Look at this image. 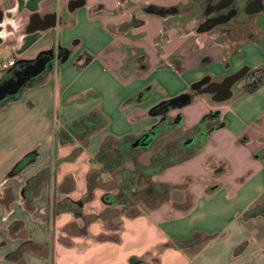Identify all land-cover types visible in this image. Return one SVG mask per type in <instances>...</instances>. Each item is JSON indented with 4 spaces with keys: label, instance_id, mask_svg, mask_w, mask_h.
Segmentation results:
<instances>
[{
    "label": "crops",
    "instance_id": "0c3cea01",
    "mask_svg": "<svg viewBox=\"0 0 264 264\" xmlns=\"http://www.w3.org/2000/svg\"><path fill=\"white\" fill-rule=\"evenodd\" d=\"M261 2L258 40L223 41L197 31L196 9H147L192 0H0V61L16 69L52 48L70 53L0 105V264H264V84L251 94L241 79L226 86L245 68L264 70ZM204 77L219 90H195ZM166 113L171 128L138 151L214 116L188 159L152 177L173 188L170 199L134 218L104 202L108 188L86 200L103 141L133 144ZM100 116L108 122L93 131ZM64 201L78 213L53 214Z\"/></svg>",
    "mask_w": 264,
    "mask_h": 264
},
{
    "label": "trees",
    "instance_id": "16d2710c",
    "mask_svg": "<svg viewBox=\"0 0 264 264\" xmlns=\"http://www.w3.org/2000/svg\"><path fill=\"white\" fill-rule=\"evenodd\" d=\"M87 62V59L85 63ZM264 84V70H254L251 72V76L245 80L243 89L244 93L251 94L255 92ZM177 107L174 101L168 102L158 106L155 111H160L163 108ZM210 120V116L202 118L198 125L193 129L204 128L205 124ZM107 119L99 117L94 124V130L98 131L106 126ZM87 125L79 124L76 129L80 134L83 141L87 140L88 133L85 130ZM69 131H74L71 127ZM192 130V131H193ZM180 145L175 140L168 141L163 149L164 154L161 155L158 152L155 156L151 157L148 164L142 165L134 163L137 159L138 153L141 148L133 149L132 144L125 142H114L109 138L105 139L98 151V153L91 159L92 169L87 176V193L85 199H91L93 192L102 188L105 185V177L117 173L120 178V183L115 187L116 194H107L104 196V202L107 205L121 207L120 214L125 215L128 218H134L141 213V207H145L149 210L155 209L162 203L168 201V195L173 189L171 186L161 183H155L152 181V177L161 173L167 167L180 163L185 159H188L191 153H178ZM178 156L180 159L175 160L173 157ZM131 162L134 166L131 169L124 168L123 165ZM21 166V163L17 167ZM109 191V190H107ZM79 205L76 202L64 201L61 203H55L52 206L53 214H58L63 211H69L78 213ZM119 215V213L115 214ZM104 222L110 223L102 216ZM114 226V225H112ZM210 239V237H207ZM190 243V242H189ZM180 242L181 246L189 245ZM180 247V245H179ZM131 264H143L137 262L135 259L131 260Z\"/></svg>",
    "mask_w": 264,
    "mask_h": 264
},
{
    "label": "flooded vegetation",
    "instance_id": "af4514ba",
    "mask_svg": "<svg viewBox=\"0 0 264 264\" xmlns=\"http://www.w3.org/2000/svg\"><path fill=\"white\" fill-rule=\"evenodd\" d=\"M193 4L190 7L180 8L176 7H161L155 4H149L147 9L149 12L159 14L162 18L179 16L183 12L191 11L196 9L197 12V31L203 32H212L213 30L218 31L223 41H232V39L237 38L243 41H257L258 35L255 34L257 25V13H254L257 9L262 11V2L261 0H192ZM62 52L55 51L56 58L62 57ZM55 66L58 65V62L55 61ZM21 68L17 66L16 69H11L7 71L0 81V88L6 87V82L14 78L15 73ZM25 69V67H23ZM48 72V71H47ZM252 70H249L248 73L241 79L242 86L244 85L245 80L251 76ZM1 77V78H2ZM210 80L206 77L202 78L199 84L194 88L195 90L205 89V90H219V86L212 85ZM33 81L30 82V84ZM227 84V83H226ZM225 83L222 85H226ZM219 97V94L218 96ZM168 108H163L160 112H164ZM166 115V116H165ZM214 118V116H210ZM171 120L167 117L166 114H162L161 121L158 126L155 127V132L160 135L162 132L166 131L164 129L171 128ZM206 132L203 128H199L191 131V133L184 135L179 139L182 140L178 145V153H191L192 150L196 147H200L205 138ZM157 140V139H156ZM156 140L154 142H156ZM153 142V143H154ZM193 142V143H189ZM153 143L150 145L152 146ZM149 146V147H150ZM145 149V148H144Z\"/></svg>",
    "mask_w": 264,
    "mask_h": 264
},
{
    "label": "water",
    "instance_id": "95a60500",
    "mask_svg": "<svg viewBox=\"0 0 264 264\" xmlns=\"http://www.w3.org/2000/svg\"><path fill=\"white\" fill-rule=\"evenodd\" d=\"M59 52H62V57L56 58L55 48L50 49L49 51L43 52L37 56L33 61L26 62L20 61L17 63L20 66V70L15 73V77L6 82V87L0 88V105L10 99H17L22 91V89L29 85L31 81H36L38 78L43 76L47 71H52L55 67V61L59 65H64L69 61L70 53L63 51L61 48L57 49ZM25 67V69H23ZM248 68L243 69L232 78L227 81L226 86H230L237 80L242 79L247 73ZM4 77L0 78V81ZM183 104L185 102H182ZM157 132L155 128L151 131L144 133L139 139H137L133 144V149L138 148H149V146L157 139ZM193 143V142H189Z\"/></svg>",
    "mask_w": 264,
    "mask_h": 264
},
{
    "label": "rangeland",
    "instance_id": "374dc122",
    "mask_svg": "<svg viewBox=\"0 0 264 264\" xmlns=\"http://www.w3.org/2000/svg\"><path fill=\"white\" fill-rule=\"evenodd\" d=\"M184 138H185V136H183V139ZM175 141L178 144L180 142H182L181 139H176ZM161 148L163 149V146L161 147V146H158V145H154L149 151H139V153H138L139 155H138L137 159L134 160V163H138V164H142V165L148 164L149 163V160L151 159V157L155 156L158 152H160L162 150ZM160 154L163 155L164 154V151L160 152ZM173 158L175 160L180 159V157H178V156H175ZM133 164L131 162H129V163H126L123 166H124V168L131 169L134 166ZM119 183H120V178L117 175V173H114V174L110 175V177H105V185H103V187L105 189L108 188L109 190H113L115 192V194H116L117 191L115 190V187ZM169 196H170V194L168 195V200L170 199ZM150 260H151V258H150ZM152 262H153V260H152Z\"/></svg>",
    "mask_w": 264,
    "mask_h": 264
},
{
    "label": "built area",
    "instance_id": "2783aa9c",
    "mask_svg": "<svg viewBox=\"0 0 264 264\" xmlns=\"http://www.w3.org/2000/svg\"><path fill=\"white\" fill-rule=\"evenodd\" d=\"M16 66L14 59L0 61V76L4 75L7 71L11 70Z\"/></svg>",
    "mask_w": 264,
    "mask_h": 264
}]
</instances>
